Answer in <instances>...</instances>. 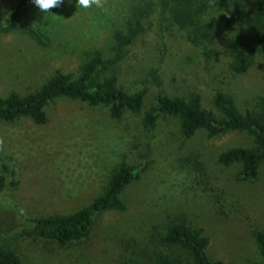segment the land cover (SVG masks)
I'll use <instances>...</instances> for the list:
<instances>
[{
  "label": "rangeland",
  "instance_id": "374dc122",
  "mask_svg": "<svg viewBox=\"0 0 264 264\" xmlns=\"http://www.w3.org/2000/svg\"><path fill=\"white\" fill-rule=\"evenodd\" d=\"M17 0H0V21ZM104 7L77 8L65 0L41 13L30 2L21 14L49 39L39 47L21 33L0 34V97L36 91L55 71L77 74L86 55L107 53L112 32L123 23L129 0H103ZM119 68L126 91L146 85V108L156 93L196 92L212 109L215 91L234 97L243 109L255 95L264 96V51L243 74L232 75L228 63L235 52L225 45L230 34L208 45L214 53L191 46L174 29L165 30L154 17ZM47 122L28 118L0 121V243L14 240L17 228L33 219L67 215L99 195L110 171L129 164L138 178L123 193L125 212H106L95 220L88 240L60 248L41 240H20L21 264H123L126 251L143 248L147 230L167 214L183 212L209 239L208 257L224 264H263L253 233L264 231V163L258 175L243 180L239 167H223L217 155L230 147L248 146L244 134L208 138L203 131L184 139L172 117L145 131L140 117H109L104 106L56 99Z\"/></svg>",
  "mask_w": 264,
  "mask_h": 264
},
{
  "label": "trees",
  "instance_id": "16d2710c",
  "mask_svg": "<svg viewBox=\"0 0 264 264\" xmlns=\"http://www.w3.org/2000/svg\"><path fill=\"white\" fill-rule=\"evenodd\" d=\"M30 2L16 1L9 15L0 21V34L21 33L46 48L47 36L37 26L21 21V14ZM151 17L162 30H177L187 43L202 48L207 56L214 53L208 48L210 43L230 34L225 45L235 52L228 63V70L234 76L245 73L255 55L264 51V0H216L213 7H209V0H129L123 23L112 32L106 54L99 50L89 52L77 74L57 70L34 92L24 95L11 92L0 97V121L28 118L35 124H45L47 106L60 98L91 107L104 106L114 120L126 113L138 116L147 132L155 129L159 119L168 116L177 121L184 139L199 131L208 138L244 134L249 145L221 151L217 163L223 167L238 166L243 180L256 178L264 163L263 95L253 96L240 109L232 95L217 90L212 97L213 108L206 109L196 92L174 95L158 92L146 108L149 93L146 85L126 91L119 84L120 65L136 40L146 32ZM137 174L133 166L120 164L110 171L102 192L85 207L67 215L33 219L18 227L14 240L0 243V264H21L15 249L20 240H41L60 248L88 240L98 216L127 211L123 193L138 178ZM4 187L0 173V192ZM163 219L147 230L145 247L126 251L123 264H224L208 257L209 239L191 225L185 213L173 212ZM253 237L264 264V231L253 233Z\"/></svg>",
  "mask_w": 264,
  "mask_h": 264
},
{
  "label": "clouds",
  "instance_id": "9594fccd",
  "mask_svg": "<svg viewBox=\"0 0 264 264\" xmlns=\"http://www.w3.org/2000/svg\"><path fill=\"white\" fill-rule=\"evenodd\" d=\"M31 2L39 9L41 13L51 12L54 8H59L64 4L65 0H31ZM70 2V0H69ZM216 4V0H209V7H213ZM77 8L89 9L93 6L97 8H103V0H76ZM228 16V13H224ZM230 18V17H229ZM3 145V140H0V146Z\"/></svg>",
  "mask_w": 264,
  "mask_h": 264
}]
</instances>
